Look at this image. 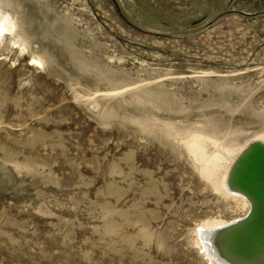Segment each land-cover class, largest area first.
<instances>
[{
  "label": "rangeland",
  "instance_id": "1",
  "mask_svg": "<svg viewBox=\"0 0 264 264\" xmlns=\"http://www.w3.org/2000/svg\"><path fill=\"white\" fill-rule=\"evenodd\" d=\"M0 17L18 32L0 40V264H215L200 227L249 214L227 181L264 144V0H0Z\"/></svg>",
  "mask_w": 264,
  "mask_h": 264
},
{
  "label": "bare ground",
  "instance_id": "2",
  "mask_svg": "<svg viewBox=\"0 0 264 264\" xmlns=\"http://www.w3.org/2000/svg\"><path fill=\"white\" fill-rule=\"evenodd\" d=\"M0 25H2L0 40L8 36H17L16 24H13L6 18L0 17ZM31 65L38 68L42 67V63L37 60H33ZM186 147L195 161L201 163L203 173L216 176L219 170L217 164L222 160L220 156L215 155L214 157L212 156V159L208 160L202 148L192 143L186 144ZM248 149L252 154H256L252 156L253 158H250L248 163H240L236 167L234 166V169L232 168L233 171L228 178L226 187H228L230 181L231 185H234L244 193L250 194V196H247V194L241 196L229 190L243 201L244 207L247 206L248 209L250 208L249 212L251 211L249 201L250 199L254 201L255 207L252 211L253 215L249 218L246 216L243 219L229 223L210 221L200 227V241L197 245L203 255L207 259L215 261V264L224 263L218 260L220 254L216 252V246L221 247L220 249L223 251L220 258L227 259L228 262H234L236 260L239 264H264V149L259 145L253 146V144ZM217 185L225 191L223 179L220 182L218 181ZM239 221H243L242 226L232 225ZM218 228L225 229L222 231L217 230L216 232L218 233L211 232ZM229 229H236V233L233 236L229 233L222 234ZM208 231L209 233H207ZM201 232H206V234Z\"/></svg>",
  "mask_w": 264,
  "mask_h": 264
},
{
  "label": "water",
  "instance_id": "3",
  "mask_svg": "<svg viewBox=\"0 0 264 264\" xmlns=\"http://www.w3.org/2000/svg\"><path fill=\"white\" fill-rule=\"evenodd\" d=\"M255 145H259L261 148H263L264 149V144L263 143H261V142H258V143H254L253 144V146H255ZM231 172H232V170H231ZM228 189L231 191V192H233V193H237V194H240L241 196H244V194H247V196L249 195L250 196V194H248V193H244L243 191H241L240 189H238L237 187H235L234 185H231L230 184V181H229V183H228ZM246 196V195H245ZM245 198H247V197H245ZM247 200H248V198H247ZM249 201V200H248ZM249 203H250V205H251V211L249 212V214L247 215V217L249 218L251 215H253L252 214V211H253V208L255 207V203H254V201L252 200V199H250V201H249ZM247 218V219H248ZM232 225H239V226H242L243 225V221H239V222H236V224H232ZM225 228H218V229H215V230H212L211 232L213 233V232H215V233H218V232H216L217 230L218 231H222V230H224ZM201 233H203V234H206V232H201ZM207 233H209V231L207 232ZM231 234L232 236L234 235V233H236V229H229L228 231H226V232H223L222 234ZM217 235V234H216ZM217 244V243H216ZM221 248V247H220ZM219 247H217L216 246V252H219V261L221 260L222 262H225V263H223V264H239V263H237L236 262V260L234 261V262H228V260L227 259H224V258H220V256H221V254H222V249H220ZM218 250V251H217ZM224 257V256H223ZM231 259V258H230ZM220 261V262H221Z\"/></svg>",
  "mask_w": 264,
  "mask_h": 264
},
{
  "label": "snow or ice",
  "instance_id": "4",
  "mask_svg": "<svg viewBox=\"0 0 264 264\" xmlns=\"http://www.w3.org/2000/svg\"><path fill=\"white\" fill-rule=\"evenodd\" d=\"M0 32H2V25H0Z\"/></svg>",
  "mask_w": 264,
  "mask_h": 264
}]
</instances>
